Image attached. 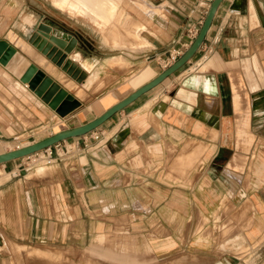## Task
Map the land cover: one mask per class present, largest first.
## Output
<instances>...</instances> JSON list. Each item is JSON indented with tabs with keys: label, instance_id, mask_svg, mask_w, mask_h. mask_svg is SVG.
Returning a JSON list of instances; mask_svg holds the SVG:
<instances>
[{
	"label": "crops",
	"instance_id": "1",
	"mask_svg": "<svg viewBox=\"0 0 264 264\" xmlns=\"http://www.w3.org/2000/svg\"><path fill=\"white\" fill-rule=\"evenodd\" d=\"M112 1L107 18L78 14L107 21ZM210 1L130 0L127 45L112 33L111 52L97 53L68 9L0 0V38L41 54L25 38L44 19L55 36H76L79 66L96 71L88 86L87 77L77 82L80 97L57 81L79 101L64 117L12 74L16 101L38 123L63 118L68 126L54 132L96 117L163 70L169 51L189 46L187 29L200 26ZM116 57L125 65L108 63ZM41 68L56 81L48 61ZM2 72L10 74L0 64ZM5 107L0 138L13 131ZM51 147L55 160L44 167L19 168L31 156L0 164V264H50L35 253L52 256L44 248L67 252L64 264H264V0H222L179 70L93 131Z\"/></svg>",
	"mask_w": 264,
	"mask_h": 264
},
{
	"label": "water",
	"instance_id": "2",
	"mask_svg": "<svg viewBox=\"0 0 264 264\" xmlns=\"http://www.w3.org/2000/svg\"><path fill=\"white\" fill-rule=\"evenodd\" d=\"M221 1L222 0L210 1L205 17L189 46L172 63L149 81L128 93L96 117L82 124L63 128L39 140L0 152V164L30 155L68 138L79 137L93 131L113 114L125 108L139 96L175 73L189 61L203 42ZM52 29V26L44 19H39L31 25L29 34L25 40L53 64L60 67L62 71L75 79L76 82L81 83L87 77L88 73L78 66L79 64L71 57V51L79 43L78 38L71 35L69 39L66 40L52 34ZM0 64L17 77L20 82L26 84L29 90L37 95L60 117H64L67 113L79 106V101L70 92L21 53L8 40L2 38H0Z\"/></svg>",
	"mask_w": 264,
	"mask_h": 264
},
{
	"label": "rangeland",
	"instance_id": "3",
	"mask_svg": "<svg viewBox=\"0 0 264 264\" xmlns=\"http://www.w3.org/2000/svg\"><path fill=\"white\" fill-rule=\"evenodd\" d=\"M129 1L130 0H116V2H117L116 7L117 8L114 11V16L111 17L110 19H108L107 21H101L99 23L92 22L88 19L80 17L78 13L72 14L73 16L69 15L68 13H67V15L70 16V18H71L72 28H75L78 30L81 29L84 32H86L87 35L85 34V36H87L89 38V41L94 46V47H91V49L93 48L94 51L97 53L98 52L99 53H110L111 49L108 46H111L112 33H115V35H117L116 37L119 39L121 45L122 44L127 45V42H125V40L127 39V37L129 35H131L129 32V28L131 30L134 29L133 21H131V23H128L129 18H127L128 16H127L126 7L129 4ZM135 1H138V0H135ZM51 2L56 7L55 3L52 0H51ZM58 2H60L61 4H64L65 0H59ZM137 4H138V2H137ZM65 9L67 10V8H65ZM60 10H62V9H60ZM135 27L141 28L142 26L140 24H137ZM9 31H12V30H9ZM12 32L15 33L14 31H12ZM20 40L21 39H18L15 41L18 42ZM102 40L104 43H107L109 45H106L103 47L100 46V48H98L97 46L99 45V43ZM79 47H80V43H78L74 49L79 48ZM96 48H98L97 51H96ZM18 50L21 53H23L27 58L32 60L33 62L39 61V64L41 65V67H45V62L48 61L50 63V65H52V67L55 68L57 71L56 81H58L60 84H62L65 88H67V89L70 88L71 90L76 91L75 95L77 97H80L83 95L82 89L81 88L77 89L76 80L73 79L70 75L66 74L64 71H62L60 69V67L56 66L55 64H52V62L49 59H47L45 56L37 53L34 49H33L34 53H36V54H34V53L26 54L25 52H22L20 49H18ZM72 51H71V54H72ZM117 59H115V61H112V62L109 61L108 63L111 62L110 65H114V64H121V66L125 65V61L122 57H120V58L118 57ZM79 61L80 60H78L77 63ZM35 64L38 65L37 63H35ZM87 69H90V67ZM45 71L48 73L47 70H45ZM95 72L96 71L93 69L91 72H88V76L86 78V81L82 85L88 86L90 83H92L93 80L96 78ZM104 72H105L104 77L99 78V85H97V87H96L97 89L102 87L106 83L105 78L107 77V75H106L107 71H104ZM3 74H4L3 72L0 74V110H3L5 106H8L13 111L12 112L13 117L7 119L8 120V123H7L8 126L7 127L11 126L13 128V131L10 132L7 129L8 132H10V133H8L6 131L7 133H5L3 135V137L0 138L2 140L0 142V146L2 148L16 147V146H20V145L29 143L31 141L39 140V139H41L47 135L52 134L56 129H58V128L60 129L61 123H62V127L68 126L66 121H64L63 118H59V117H55L52 120H44L43 122L38 123V120L33 118L31 116V114L27 110H25L21 106V104H19L16 101L15 92H14V89H16V88L11 87V83H12L11 81L13 80V75L10 73L7 76L6 72H5L6 75L5 74L3 75ZM129 75H130L129 72H127L124 75L126 77L125 80H127V77ZM16 84L17 83H15V86L17 87ZM106 97H110V96L106 95L102 98H106ZM8 101L11 103H9ZM17 108H20L23 110L17 111ZM15 116H17L18 119H16ZM15 125H16V127H15ZM21 127H23L24 129L15 133V130L17 131ZM35 163H38V162L36 161ZM39 163H41V164L38 166H43V167L46 166V164H44L43 160H40ZM189 163L192 164V163H194V161L191 160V161H189ZM191 164H190V166L185 165L184 171L186 169H192L193 164L192 165ZM44 249H47V252L52 256H47L46 254H43L38 250H36L35 253L39 254L40 256H44L45 258H41V259L46 260L50 264H64L65 261L69 260V256H68L67 252H65V251H58V250L50 249V248H44ZM243 249H244V251L246 250L245 248H243ZM25 252H27V251H25Z\"/></svg>",
	"mask_w": 264,
	"mask_h": 264
},
{
	"label": "bare ground",
	"instance_id": "4",
	"mask_svg": "<svg viewBox=\"0 0 264 264\" xmlns=\"http://www.w3.org/2000/svg\"><path fill=\"white\" fill-rule=\"evenodd\" d=\"M54 1V3L55 4H57L59 7H61L62 9H64V8H67L68 10H69V12H71L70 14H75V13H80V11L83 9V11L84 12H87V15L88 16H92V17H94L95 15H96V9L98 10V11H100V13L102 12L103 13V15L102 16H104V18L106 17L107 18V16H109L110 14H111V11L114 9V7H115V4L113 3V1L112 0H65V2H64V4H61L60 2H58L57 0H53ZM114 13V12H113ZM101 15V14H100ZM100 15H98V17L100 16ZM112 15H114V14H112ZM86 18V17H85ZM92 19V18H91ZM101 20V19H100ZM96 22V21H95ZM10 35V34H9ZM13 35V34H12ZM10 37H11V35H10ZM10 40H12V38H10ZM26 43V42H24V40L22 41L21 40V42L19 41V43ZM140 43H141V41H140ZM18 45V44H17ZM26 46V45H25ZM22 47H23V44H22ZM27 49V48H26ZM29 49V51H31V49L30 48H28ZM28 50H25L24 49V52H27ZM73 52V51H72ZM31 52H29V54H30ZM32 54V53H31ZM36 54V53H35ZM31 56V55H30ZM71 57L73 58V60L75 61V62H77L78 61V58H79V56H78V54L77 53H75V52H73L72 54H71ZM117 58V57H116ZM120 58V57H119ZM118 60V59H117ZM120 60V59H119ZM81 62V61H80ZM112 62V61H111ZM110 62V63H111ZM117 62V61H116ZM109 63V64H110ZM53 64V63H52ZM86 64L85 63H83V66H85ZM43 66V65H42ZM83 66H82V68H83ZM49 73V72H48ZM55 73H57L56 71H55ZM54 76V75H53ZM55 76H56V74H55ZM37 167V166H36ZM35 167V168H36ZM41 167V166H40ZM34 168V169H35ZM6 176H8V175H6Z\"/></svg>",
	"mask_w": 264,
	"mask_h": 264
},
{
	"label": "built area",
	"instance_id": "5",
	"mask_svg": "<svg viewBox=\"0 0 264 264\" xmlns=\"http://www.w3.org/2000/svg\"><path fill=\"white\" fill-rule=\"evenodd\" d=\"M198 28L199 27L197 25L196 26L194 25V26H191L187 29V35L189 36V38L191 40L197 34ZM181 52H182V50L179 48H175V49H172L171 51H169L168 56L165 58L164 66H168L170 63H172L181 54ZM58 143H55L53 145L56 146ZM54 150H56L55 147L52 148L50 146V147L44 148L40 151H37V152H40V155H35V154H37V152H34L30 155H27V156H31V158H29L27 160L28 163L26 162L25 164H21V166H19V168L28 167L31 165V163H35L36 161L39 162L40 160H43L44 164L52 163L55 160L54 153H53Z\"/></svg>",
	"mask_w": 264,
	"mask_h": 264
}]
</instances>
